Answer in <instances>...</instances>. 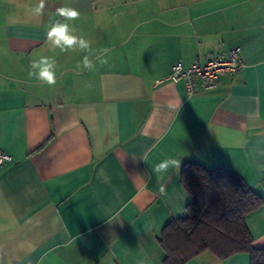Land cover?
Segmentation results:
<instances>
[{
	"label": "crops",
	"instance_id": "0c3cea01",
	"mask_svg": "<svg viewBox=\"0 0 264 264\" xmlns=\"http://www.w3.org/2000/svg\"><path fill=\"white\" fill-rule=\"evenodd\" d=\"M38 4L0 0V264H163L158 238L191 200L186 161L236 173L262 199L245 224L264 248V0ZM64 6L79 11L66 22L89 51L47 39ZM235 46L242 67L211 90L168 79L177 61ZM41 56L55 61V85L29 75ZM168 158L180 166L156 173ZM186 264L250 259L205 251Z\"/></svg>",
	"mask_w": 264,
	"mask_h": 264
},
{
	"label": "trees",
	"instance_id": "16d2710c",
	"mask_svg": "<svg viewBox=\"0 0 264 264\" xmlns=\"http://www.w3.org/2000/svg\"><path fill=\"white\" fill-rule=\"evenodd\" d=\"M179 179L191 200L186 214L167 223L158 238L163 264H186L205 251L220 260L248 253L250 264H264V248L252 245L245 224L262 203L251 187L236 173L198 162H184Z\"/></svg>",
	"mask_w": 264,
	"mask_h": 264
},
{
	"label": "clouds",
	"instance_id": "9594fccd",
	"mask_svg": "<svg viewBox=\"0 0 264 264\" xmlns=\"http://www.w3.org/2000/svg\"><path fill=\"white\" fill-rule=\"evenodd\" d=\"M45 6V0H39L38 6L34 11L39 14L42 12ZM58 16L63 17L65 22L57 20L48 29L47 39L55 47H58L62 52H67L69 50H74L78 48L81 51L90 50V42L83 37L74 34L75 29L70 26L66 21L76 20L79 18V11L70 6L59 7L56 10ZM106 61L101 60V63ZM83 67L91 70L94 67L93 61L90 60L88 55L83 58ZM31 67L35 70V73H30L29 75L35 74L37 79L47 83L52 86L56 83L55 75V61L49 57L41 56L39 60H33L31 62ZM79 67V65H78ZM181 161L175 158H168L158 163L154 171L156 173L166 172L170 168H175L180 166Z\"/></svg>",
	"mask_w": 264,
	"mask_h": 264
},
{
	"label": "built area",
	"instance_id": "2783aa9c",
	"mask_svg": "<svg viewBox=\"0 0 264 264\" xmlns=\"http://www.w3.org/2000/svg\"><path fill=\"white\" fill-rule=\"evenodd\" d=\"M240 51V47L235 46L225 55L206 56L188 67L177 61L171 66L168 79L173 82L183 80L189 95L199 89L211 90L216 87L220 77L233 75L242 67ZM9 159L8 154L0 152V165Z\"/></svg>",
	"mask_w": 264,
	"mask_h": 264
}]
</instances>
